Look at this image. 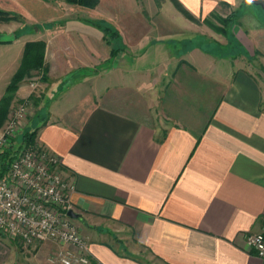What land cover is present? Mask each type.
<instances>
[{
  "label": "crops",
  "instance_id": "0c3cea01",
  "mask_svg": "<svg viewBox=\"0 0 264 264\" xmlns=\"http://www.w3.org/2000/svg\"><path fill=\"white\" fill-rule=\"evenodd\" d=\"M14 1L0 10L27 9ZM179 1L195 15L241 4ZM182 36L157 38L140 57L126 46L105 68L94 66L110 47L84 20L37 39L46 41V88L30 123L74 184L70 205L96 264H264L245 241L264 233V77L198 47L182 51ZM56 37L54 51L71 44L75 65L46 64ZM254 43L264 67V25ZM8 45L0 42V98L21 50L10 56ZM4 240L0 264H9ZM44 242L53 252L50 241L29 246Z\"/></svg>",
  "mask_w": 264,
  "mask_h": 264
},
{
  "label": "rangeland",
  "instance_id": "374dc122",
  "mask_svg": "<svg viewBox=\"0 0 264 264\" xmlns=\"http://www.w3.org/2000/svg\"><path fill=\"white\" fill-rule=\"evenodd\" d=\"M20 1L27 9L5 10L6 13L0 14V42L8 41L3 42V44H9L7 48L10 56L17 55L16 53L21 49L18 53L15 71L21 63L26 42L39 38L46 39L53 31L61 30L65 28V25L69 26L71 21L81 19L90 25L92 23L89 21L106 23L111 31L116 33V37L112 39V42L110 41L111 37H109L111 33L105 37L103 36L104 48L109 46L111 49L113 46L122 51L123 48L128 46L130 50L135 52L133 55L140 57L144 53L151 54L150 47L154 46L155 41L158 40L157 38L164 37L167 34H183L181 38L185 41L180 50L185 51L192 47H198L203 51L211 52L217 58L238 61L243 66L247 64L258 70L260 75L264 77V67L258 60L259 52L254 46L256 29L264 25V11L259 4H249L246 0H241V4L234 9H229L226 5L221 4L217 9L207 14L195 15L179 0H98L97 4L90 8L69 3L66 0H38L36 4V0ZM177 3L178 5H175ZM9 5L16 7L17 3L15 4L14 0H9ZM22 5H20V8H22ZM32 7L35 8L32 9ZM233 11H236L234 22H226ZM256 14H260L262 18L259 19ZM181 20L184 24L183 27L180 24ZM239 39L246 44V48L240 44ZM57 40V37L52 39L46 56V58H49H47L46 64L52 66L64 61L65 67L75 65L76 62L68 63L70 61L68 52H73L71 44L63 45L64 47L59 55L54 51ZM44 42L46 45V41ZM140 45L141 47L136 49ZM115 55L110 56L114 57ZM111 57L104 59L94 67L105 68L109 63L111 65L115 60V57ZM79 60L81 59L78 58L77 62ZM82 62L83 60H81ZM139 63V65H143L144 60L141 59ZM92 69L94 68L88 70ZM45 79L46 76L42 70L28 69L23 72L18 87L25 85L28 94L24 97H17L15 91L5 95L8 99L7 113L0 125V134L7 120L14 113L16 105L26 97L29 102L20 122V131L22 133L36 131V127H33L34 124L30 121L37 112L39 100L44 88H46ZM32 80L37 82L33 89L29 86V82ZM4 243L15 253L9 264H61L59 262L50 263L48 261L50 254L65 253L72 248V246L66 244L50 241L49 248H54V251L50 253L49 250L47 251L44 248L49 242L38 244L35 247H24L22 243L14 239H6ZM41 249H44L45 252L42 253ZM139 257L144 259L143 254ZM91 262L96 264L92 259Z\"/></svg>",
  "mask_w": 264,
  "mask_h": 264
},
{
  "label": "built area",
  "instance_id": "2783aa9c",
  "mask_svg": "<svg viewBox=\"0 0 264 264\" xmlns=\"http://www.w3.org/2000/svg\"><path fill=\"white\" fill-rule=\"evenodd\" d=\"M37 82L32 80L33 89ZM27 97L16 105L0 134V150L20 136ZM2 169L0 157V240L15 239L23 246L54 241L72 246L65 253L50 254V263L92 264L85 253L86 240L79 225L67 214L74 184L60 169L59 157L39 144L22 142ZM247 245L264 257V233H247Z\"/></svg>",
  "mask_w": 264,
  "mask_h": 264
},
{
  "label": "trees",
  "instance_id": "16d2710c",
  "mask_svg": "<svg viewBox=\"0 0 264 264\" xmlns=\"http://www.w3.org/2000/svg\"><path fill=\"white\" fill-rule=\"evenodd\" d=\"M69 3L82 5L85 7H93L97 4L98 0H66ZM175 5H178L175 4ZM6 13L5 11L0 10V14ZM236 11H233L228 16L229 18L226 20L228 23H233L235 20L234 14ZM89 21V20H88ZM92 25L99 28L101 32L103 33V36L105 37L107 34H110L109 37L110 41L112 42V39L116 37V33L111 31V28L106 23L101 22H91ZM2 42H8V41H2ZM44 50H45V42L43 40H31L24 44L23 53H22V59L21 63L18 67V69L15 71V73L10 78L9 83L7 84L5 88V93L0 98V125L4 121L7 113V97L9 93H13L16 91L18 87V82L21 80L23 72L28 69H37L44 71ZM119 49L115 47H111L110 54L111 56L115 55L116 52H118ZM35 132H23L20 134L19 137L15 138L13 140V144L8 147L4 148L3 150H0V157L2 159V169L6 170V167L8 165L7 161L10 158L11 153L13 152L14 148L16 146L20 145L22 142H26L29 144H34L36 141L35 139Z\"/></svg>",
  "mask_w": 264,
  "mask_h": 264
},
{
  "label": "water",
  "instance_id": "95a60500",
  "mask_svg": "<svg viewBox=\"0 0 264 264\" xmlns=\"http://www.w3.org/2000/svg\"><path fill=\"white\" fill-rule=\"evenodd\" d=\"M253 4H259L264 11V0H253ZM67 214L72 218L79 217V214L74 212L73 209H68Z\"/></svg>",
  "mask_w": 264,
  "mask_h": 264
},
{
  "label": "clouds",
  "instance_id": "9594fccd",
  "mask_svg": "<svg viewBox=\"0 0 264 264\" xmlns=\"http://www.w3.org/2000/svg\"><path fill=\"white\" fill-rule=\"evenodd\" d=\"M246 2L251 4V3H253V0H246Z\"/></svg>",
  "mask_w": 264,
  "mask_h": 264
}]
</instances>
